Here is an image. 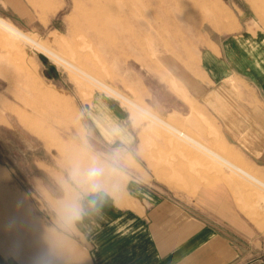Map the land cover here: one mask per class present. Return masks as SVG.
<instances>
[{"label":"rangeland","instance_id":"obj_1","mask_svg":"<svg viewBox=\"0 0 264 264\" xmlns=\"http://www.w3.org/2000/svg\"><path fill=\"white\" fill-rule=\"evenodd\" d=\"M62 2L48 22L32 15L30 7L25 21L0 10L6 27L0 26V264H93L102 249L91 247L76 226L84 194L109 191L116 196L131 179L165 188L169 180L184 179L185 172L199 175L198 164L210 156L208 150L202 152L206 159L190 151H167L159 158L174 160L170 167L153 168L154 146L159 151L165 146L188 149L187 143L196 146V141L243 163L246 173L222 161L223 178L240 192H232L234 200L228 187L222 189L246 219L264 225V186L253 181L250 187L248 178L264 183L263 174L239 153L222 148L212 116L186 85L197 107L142 67L156 56L163 66L173 63L192 77L198 58L189 64L186 56H199L201 39L210 30L229 32L238 23L250 32H264V0ZM100 95L124 110L112 127L133 134L129 151L119 141L105 151L93 143L86 109ZM180 160L192 163L190 169L181 168ZM92 168L100 171L88 180ZM214 172L219 170L206 168L202 175L213 178ZM59 176L75 191V201L61 200ZM197 190V183L178 186L188 197Z\"/></svg>","mask_w":264,"mask_h":264},{"label":"crops","instance_id":"obj_2","mask_svg":"<svg viewBox=\"0 0 264 264\" xmlns=\"http://www.w3.org/2000/svg\"><path fill=\"white\" fill-rule=\"evenodd\" d=\"M62 4V0H0V10L5 9L25 21V12L30 14L31 8L32 15L41 22H48L63 7ZM237 25L235 27L233 23V28H236L233 31L214 29L202 37L199 56L195 53L186 56L187 63L198 58L199 69L191 72L192 77L188 76L189 73L186 76L173 63L164 61L163 66L156 56L154 60L142 63V67L157 76L176 96L194 104L184 88L186 85L212 116L222 148L239 153L264 176L260 168L264 167V32H250ZM0 26L6 28L1 23ZM109 98L102 95L92 98L86 109L87 130L99 150L105 151L106 146L119 141L129 151L133 147V134L127 128L112 127L114 121L118 123L122 119L124 110L117 108ZM145 111L148 117H152L153 113ZM154 118L162 122L160 118ZM193 143L199 148L187 143L188 149L165 146L159 151L154 146L157 156H152L157 159L153 165L149 164L153 168L170 167L174 160L169 163L167 159L170 157L166 160L159 158L167 156V151L184 154L190 151L206 159L202 152L208 150L211 156L204 165L198 164L199 175L184 171L188 173L184 179L167 181L170 194L160 183L156 182L154 186L141 179H131L116 196L109 191H90L82 196L77 229L91 247H96L97 251L102 249L94 257L93 264H264V225L253 224L246 219L240 207L242 213L237 205L228 202L227 193L222 189L224 184L232 196L235 190L240 192L232 181L223 178L222 161L246 173L245 165L241 160L238 161L241 165H238L236 160L230 161L199 142ZM143 151L140 146L139 152L143 154ZM181 161V168L190 169L192 163L185 160L176 162L180 164ZM206 168H217L219 172H214L215 177L207 178L202 175ZM248 178L250 187L254 182L264 186V183ZM59 180L64 187L61 200L75 201L73 188L63 176H59ZM180 183H197L194 197L180 193ZM244 184L248 186V183ZM248 189L249 186L247 192ZM58 212L63 214V211ZM98 237L101 242L97 243Z\"/></svg>","mask_w":264,"mask_h":264},{"label":"clouds","instance_id":"obj_3","mask_svg":"<svg viewBox=\"0 0 264 264\" xmlns=\"http://www.w3.org/2000/svg\"><path fill=\"white\" fill-rule=\"evenodd\" d=\"M99 169L97 168H92V169H89L88 172H87V179L88 180H93L98 174H99Z\"/></svg>","mask_w":264,"mask_h":264},{"label":"bare ground","instance_id":"obj_4","mask_svg":"<svg viewBox=\"0 0 264 264\" xmlns=\"http://www.w3.org/2000/svg\"><path fill=\"white\" fill-rule=\"evenodd\" d=\"M57 54H59V53H57ZM90 77H91V76H90ZM92 78H93V77H92ZM90 79H91V78H90ZM93 79H94V81H95V80H97V79H96V76H94V78H93Z\"/></svg>","mask_w":264,"mask_h":264}]
</instances>
